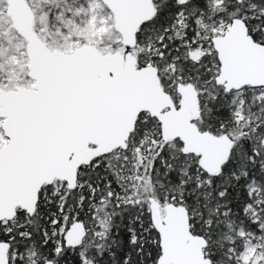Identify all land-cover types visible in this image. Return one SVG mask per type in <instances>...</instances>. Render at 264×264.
Masks as SVG:
<instances>
[{
	"label": "snow or ice",
	"instance_id": "6c2138e0",
	"mask_svg": "<svg viewBox=\"0 0 264 264\" xmlns=\"http://www.w3.org/2000/svg\"><path fill=\"white\" fill-rule=\"evenodd\" d=\"M0 264H264V0H0Z\"/></svg>",
	"mask_w": 264,
	"mask_h": 264
}]
</instances>
